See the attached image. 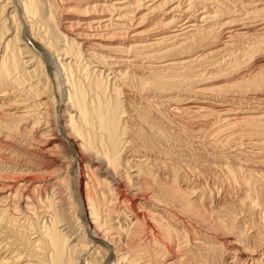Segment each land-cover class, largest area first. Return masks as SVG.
Instances as JSON below:
<instances>
[{
    "label": "bare ground",
    "instance_id": "bare-ground-1",
    "mask_svg": "<svg viewBox=\"0 0 264 264\" xmlns=\"http://www.w3.org/2000/svg\"><path fill=\"white\" fill-rule=\"evenodd\" d=\"M262 56L264 0H0V264H264Z\"/></svg>",
    "mask_w": 264,
    "mask_h": 264
},
{
    "label": "rangeland",
    "instance_id": "rangeland-1",
    "mask_svg": "<svg viewBox=\"0 0 264 264\" xmlns=\"http://www.w3.org/2000/svg\"><path fill=\"white\" fill-rule=\"evenodd\" d=\"M22 33H23V36H24V39H27V41H32L33 42V40H31L32 39V37H31V34H30V32L27 30V29H25V28H23L22 29ZM31 37V38H30ZM38 45H39V47H38ZM36 44L35 43V45H33L32 47H33V49L34 50H38V51H40L41 52V54H42V57H43V59L46 61V63H47V61H48V69H49V72H50V74L51 73H53V66H51V63H50V61H49V55L46 53L47 52V50L42 46V45H40V44ZM43 51H46V52H43ZM46 53V54H45ZM47 57H46V56ZM263 58H264V56H262ZM262 57H259L257 60H262L263 58ZM50 64V65H49ZM51 76L53 77V74H51ZM59 131H61L60 133H58V135L60 136L61 134H62V132H63V130H62V128H60L59 129ZM62 137V136H61ZM67 138V137H66ZM68 139V138H67ZM67 139H63L64 141H63V143H64V145H68L69 143L67 142ZM66 140V141H65ZM69 140V139H68ZM42 141H43V139H42ZM70 141V140H69ZM66 142H67V144H66ZM71 144V143H70ZM71 149H72V151H71V155L73 156V159L75 160L73 163H74V167H73V170H75V169H77V164H76V151H75V149L73 148V147H71ZM67 150V149H66ZM62 151H64V149H62ZM73 170H72V175L74 174V172H73Z\"/></svg>",
    "mask_w": 264,
    "mask_h": 264
}]
</instances>
